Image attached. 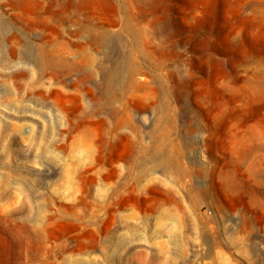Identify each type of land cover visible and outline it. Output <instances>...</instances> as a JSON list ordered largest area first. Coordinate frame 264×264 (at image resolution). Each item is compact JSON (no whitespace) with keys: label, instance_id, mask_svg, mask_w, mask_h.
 <instances>
[{"label":"rangeland","instance_id":"1","mask_svg":"<svg viewBox=\"0 0 264 264\" xmlns=\"http://www.w3.org/2000/svg\"><path fill=\"white\" fill-rule=\"evenodd\" d=\"M84 1L2 9L0 264H264V0Z\"/></svg>","mask_w":264,"mask_h":264},{"label":"bare ground","instance_id":"2","mask_svg":"<svg viewBox=\"0 0 264 264\" xmlns=\"http://www.w3.org/2000/svg\"><path fill=\"white\" fill-rule=\"evenodd\" d=\"M71 4L76 7V10L73 11L74 14H78L81 11V9H83L86 6L84 0H71ZM107 5H109V7H110V3H107ZM4 7H6V8L8 7V9L12 13L17 11V12H20L22 14H32L33 12H37V10L41 7V3H40V0H0V48L3 47V40H4L3 38H4L5 35H6V37L8 36L10 39H15L16 38L15 32H12L13 27L11 25H8L7 23H9V22H6L4 20V18H3L2 9H4ZM90 21H92V20H90ZM90 29H92V27H90ZM106 36H107V34H103L101 36V38H99L100 41H103L106 38ZM90 37H91V35H90ZM44 52H42L40 54V56H39V58H40L39 61L41 62L42 65L47 64L48 62H50V60H48V58L45 56ZM83 61H85V60H83ZM5 63H6V65H10L11 64V59L10 58H6L5 59ZM12 77H17V74L16 73H12ZM88 77H90V74L85 72L83 77L80 79V82L83 83L86 79H89ZM96 96L97 97L95 98V109L89 112V115H91V116L92 115H99L100 113H103L104 112L103 110H105V109H108L110 111V103L113 102V100L115 99V96H116L115 92L110 93V77L107 80L106 90L101 91ZM84 113H86V112H84ZM108 114H109V112H108ZM91 118H92V120H91ZM83 122H87V123L88 122H90V123L92 122L94 124L100 125V123H103V119L102 118H98V119L93 120V117H90L89 120L88 119H84ZM98 161L100 163H102V161H104V160L103 159H99ZM104 163L107 166L110 167V158L107 161H105ZM83 175L84 174L81 175L82 185H83L84 182H87L89 180L91 182L93 181V179H92L93 177H85ZM133 199H135V198H133Z\"/></svg>","mask_w":264,"mask_h":264}]
</instances>
